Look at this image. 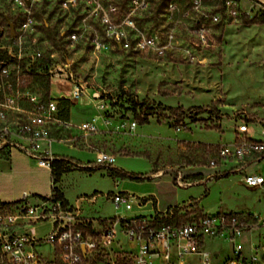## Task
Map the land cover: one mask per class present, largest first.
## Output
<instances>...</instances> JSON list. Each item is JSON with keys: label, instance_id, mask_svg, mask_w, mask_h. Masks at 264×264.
Returning a JSON list of instances; mask_svg holds the SVG:
<instances>
[{"label": "built area", "instance_id": "2783aa9c", "mask_svg": "<svg viewBox=\"0 0 264 264\" xmlns=\"http://www.w3.org/2000/svg\"><path fill=\"white\" fill-rule=\"evenodd\" d=\"M156 1L10 0L6 41L0 42V157L7 158L16 151L47 169L50 192L34 204L28 203L29 193L25 190L14 201L0 200V264H264V216L259 214L207 213L199 209L197 199L157 209L153 197L118 190L103 195L114 213L94 218L81 215L78 207L64 204L57 192L52 179L54 161L64 162L70 168L71 164L114 169L115 154L86 140L78 142L76 136L55 139L51 135L52 130L72 126L83 137L97 132L98 122L109 123L104 118L108 104L94 93L96 113L89 119L78 124L62 119L57 98L50 92L51 81L55 79L59 85L68 86V95L60 92V99L79 98L85 86L69 68L70 61L55 62L52 57L56 52L44 53L35 34L55 32L66 49L88 42L93 50L103 52L156 57L178 54L193 59V50L207 40L205 19L211 23L220 19L219 11L205 8L206 4L217 1L228 16L241 13L238 0H166L162 8L164 19L145 26L143 15ZM180 26L194 35V41L187 46L181 47L176 38ZM2 33L0 29V36ZM52 72L58 75L53 77ZM38 79L43 80L45 90L39 91L35 85ZM134 108L116 122V129L132 132L136 116L147 121L152 115L174 124L175 130L181 128L174 119L177 115L169 110L161 114L156 108L150 111L144 104L140 107V103ZM202 111L207 116L210 113L206 108L192 113L198 116ZM229 115L232 138L207 146L206 165L217 168L207 177L238 172L245 186H260L264 177L248 167L264 158V117L241 108L233 109ZM55 140L85 144L94 152V160L73 163L56 155L52 151ZM161 174L159 171L149 176ZM184 175L175 170L173 183L187 187L203 182ZM98 196L93 193L86 200L93 203ZM144 206H152L153 210L148 214L136 210ZM43 222L50 223V229L42 235L19 231L23 225ZM219 239L230 244V255L214 260L215 253L206 250L205 244ZM43 243L48 244L47 257L38 249Z\"/></svg>", "mask_w": 264, "mask_h": 264}, {"label": "rangeland", "instance_id": "374dc122", "mask_svg": "<svg viewBox=\"0 0 264 264\" xmlns=\"http://www.w3.org/2000/svg\"><path fill=\"white\" fill-rule=\"evenodd\" d=\"M165 1L157 0L151 4L143 15L145 26L149 24L150 27L164 19L162 8ZM238 5L241 13L232 17L217 1L206 4L205 8L219 11L220 19L217 23L205 19L207 40L193 50V59L178 54L156 57L103 52L93 50L88 42L66 49L55 32L36 33L34 37L44 53L56 52L57 55L52 57L55 62L70 61L69 68L85 86V92L79 98L60 99L57 97L60 92L68 95V86L59 85V81L53 79L51 95L57 98L62 119L75 124L89 119L96 113L94 93L100 94L108 104L104 118L109 123L98 122L97 132L83 137L72 126L52 130L51 135L55 139L76 136L78 142L86 140L99 149L114 153V169L143 177L145 185L154 188L155 198L161 205L167 202L179 205L197 199L196 204L203 212H251L264 216V184L249 188L241 182L238 172L207 177V173L213 170H204L207 146L228 142L232 138L229 114L233 109L264 115V23H244L241 15L247 12V17L252 18L262 14L264 0H238ZM9 12L10 0H0L1 43L6 41L5 22ZM176 38L181 47L194 41V35L182 26L177 28ZM51 75L58 74L52 72ZM39 81H35V85L39 91L45 90L44 82ZM136 103L144 104L150 111L156 108L161 114L168 107L174 109L177 115L174 119L180 122V130L155 115L145 122L136 120L132 132L116 129V122L124 118ZM196 108H206L210 113L207 116L202 111L195 116L192 112ZM217 122L219 124H215ZM52 151L73 163L94 160V152L85 144L72 145L55 140ZM26 160L24 167L27 166L28 172L19 184L38 183L39 189L49 193L48 172L37 168L39 166L32 160ZM70 166L55 183L56 188L62 190L64 198L71 203L80 195L86 196L81 203L82 210L94 218L113 212V207L103 196L105 193L118 191L119 186H130L131 181H135L112 176L113 170L104 166ZM254 168L264 177V160ZM224 169L228 171L227 167ZM175 170H181L185 178L202 179L203 182L178 187L173 183ZM159 171H162L161 175L149 176ZM27 189L28 186L22 190L29 193L31 190ZM93 193L100 196L93 203L87 202L86 198ZM145 210L142 207V211ZM49 229L48 222L35 225L37 235ZM38 249L48 256V244L43 243ZM205 249L213 251L215 255L212 257L216 260L228 254L229 243L220 239L207 241Z\"/></svg>", "mask_w": 264, "mask_h": 264}, {"label": "crops", "instance_id": "0c3cea01", "mask_svg": "<svg viewBox=\"0 0 264 264\" xmlns=\"http://www.w3.org/2000/svg\"><path fill=\"white\" fill-rule=\"evenodd\" d=\"M52 81H51V84H50V92H51ZM259 116H263L264 117V115H259ZM69 121H71V120H69ZM64 128L65 127H60V128H58L56 130H63ZM213 141L215 142V140H213ZM64 142L68 143L67 141H64ZM263 160H264V158L262 160H260L259 162L251 164L248 167V170L251 171V172L259 173L258 170L254 168V165L262 162ZM26 161H27L26 160V156H24L23 154H21L19 152H16V151H12L10 156L7 157V158L6 157H0V200L1 201H14V200H16L17 199L16 196H17L19 190L20 189L21 190L22 189H26V186H28L27 190H31V191H29V197L27 198V201H28L29 204L36 203L37 200L40 197H43V196L48 194V193H46V191L43 188L39 189L38 183H27L26 182V183H24L22 185L19 184L20 181H22V179H24L23 178L24 174H26L28 172V169L26 168L27 166L24 167V162L26 163ZM37 168L44 169L45 171H47L48 175H49V179H50V174H49V171L47 169L42 168V167H37ZM216 169L217 168H210L207 165L204 166V170L205 171L206 170H213L212 172H214ZM125 181H127V180H125ZM118 190L127 191V192L134 193V194H137V195L151 196L155 200V206H156L157 209H165L168 206H171V205L176 203V202H169V203L167 202V203H164L163 205H161V203L158 202V199L155 198V195H154V193H155L154 191L155 190H154V188H152L151 186H146L145 182H143V181H139V182L131 181V185L130 186L129 185L119 186ZM60 191L62 193V196L64 197V194H63L62 190H60ZM96 194H99V193H96ZM10 196H12V197H10ZM85 197L86 196L80 195V196H78V197H76L74 199L73 203L68 201L66 198H64V199L67 202L66 203L67 206H69L71 208L78 207L81 215L87 216V217H92L88 213L83 212V210H82L81 203H82V201L84 200ZM144 207L146 208V210H145L146 212H143L142 208H140L141 210L138 209L137 211L141 212V213H145V214H148V213L151 212L150 211V207L152 208V206H148V207L144 206ZM113 213H114V210H113V212L111 214L104 215V216H111ZM19 231H28L30 233H35V226L23 225L22 227L19 228ZM229 255H230V244H229V252H228V254H226L225 256H223V257H221L219 259H216V260H222V259H224L225 257H227Z\"/></svg>", "mask_w": 264, "mask_h": 264}, {"label": "trees", "instance_id": "16d2710c", "mask_svg": "<svg viewBox=\"0 0 264 264\" xmlns=\"http://www.w3.org/2000/svg\"><path fill=\"white\" fill-rule=\"evenodd\" d=\"M241 15L243 16L244 23H256V24L264 23V13L259 14L257 16H254L252 18H248L247 15H245L243 13ZM39 82L42 83L43 80H40ZM47 87H48V80H47ZM47 92H48V88H47ZM140 107H141V104H140ZM131 109H132V111H135L134 107H132ZM166 109L171 111V113L175 112V110L170 108V107H168ZM196 110L197 111H201L202 108H196ZM136 117H137V119L139 121H143V122L146 121L145 119H141L139 116H136ZM68 169H69V167L64 162L54 161V163H53V173H52L53 182L56 183L59 180L60 176L63 173H65ZM111 170H113V173H111L112 176H119L122 179H126L127 178V179H131V180H135L137 182L143 180V177L138 176V175H136L134 173L122 172V171L117 170V169H111ZM57 192H58L59 196L61 197L63 203L66 204L67 202L64 199V197L62 196V194L60 193V190H58V188H57ZM153 205H154V202H153Z\"/></svg>", "mask_w": 264, "mask_h": 264}, {"label": "water", "instance_id": "95a60500", "mask_svg": "<svg viewBox=\"0 0 264 264\" xmlns=\"http://www.w3.org/2000/svg\"><path fill=\"white\" fill-rule=\"evenodd\" d=\"M10 34H13L12 26L10 25Z\"/></svg>", "mask_w": 264, "mask_h": 264}]
</instances>
